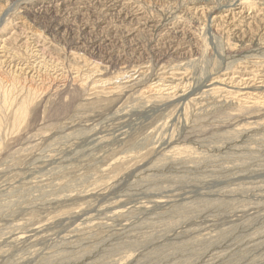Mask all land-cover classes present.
Masks as SVG:
<instances>
[{
	"label": "rangeland",
	"instance_id": "rangeland-1",
	"mask_svg": "<svg viewBox=\"0 0 264 264\" xmlns=\"http://www.w3.org/2000/svg\"><path fill=\"white\" fill-rule=\"evenodd\" d=\"M236 1L0 0V264H264V0Z\"/></svg>",
	"mask_w": 264,
	"mask_h": 264
},
{
	"label": "bare ground",
	"instance_id": "bare-ground-1",
	"mask_svg": "<svg viewBox=\"0 0 264 264\" xmlns=\"http://www.w3.org/2000/svg\"><path fill=\"white\" fill-rule=\"evenodd\" d=\"M236 5H235V7L233 8V10H235V11H237V15H242L243 13H242V6L245 4L244 3V1H242V0H238V1H236ZM194 5H196V6H198V5H201V4H194ZM236 8V9H235ZM231 12H232V10H231ZM244 15V14H243ZM218 18H213V20H217ZM165 24V23H164ZM177 67V66H176ZM144 69H146L145 67H143ZM165 69V68H164ZM147 70V69H146ZM162 70H163V68H162ZM165 76H167V73L165 72H161V74H159V75H157V77L156 76H154L155 77V79L157 80L156 81V83H158V82H160L161 84L162 83H167L168 84V86H171L172 87V85L173 84H175L174 83V81L172 80V78L173 77H168V78H166ZM176 81V80H175ZM177 82V81H176ZM243 84V83H242ZM209 87V86H208ZM211 87V86H210ZM208 89V88H207ZM213 89H215V88H213ZM206 90V89H205ZM212 92V90H211V88L210 89H208L207 91H206V93L207 94H209V93H211ZM205 93V94H206ZM22 112V111H21ZM175 154V153H174ZM13 237V236H12ZM18 238L15 236L13 239H11V240H17ZM215 256V255H214ZM217 258V257H216ZM213 260V259H212Z\"/></svg>",
	"mask_w": 264,
	"mask_h": 264
}]
</instances>
